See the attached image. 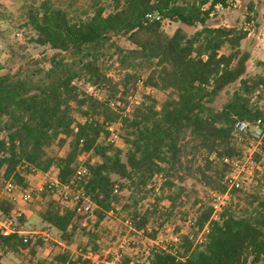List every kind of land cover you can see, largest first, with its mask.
<instances>
[{"label":"trees","instance_id":"16d2710c","mask_svg":"<svg viewBox=\"0 0 264 264\" xmlns=\"http://www.w3.org/2000/svg\"><path fill=\"white\" fill-rule=\"evenodd\" d=\"M101 1L92 0L85 18L73 19L51 0H33L27 20L35 32L33 41L55 51L48 60L49 68L40 70L41 79L11 70L2 73L6 66L0 61V172L5 180L13 179L28 189L27 176L57 168L60 187H74L80 193L77 206L65 208L55 198L58 189L47 187L42 192L46 206L41 218L67 243L88 215L80 208L82 202L88 200L94 206L92 213L99 222L120 203L117 192L127 183L130 204L123 208L137 231H146L150 213L138 212L136 196L159 175L167 178L159 201L170 203L172 209L165 212L169 219L181 195V188L171 178L185 179L181 175L182 157L189 136L208 149L209 162L210 154L228 145L238 120L264 117L261 110L248 106L243 93L264 85V78L251 80V84L244 79L251 59L250 52L242 50L247 32L208 26L216 7L227 6V0H110L109 7ZM164 21L202 28L191 36L182 28L167 35L162 29ZM119 36H125L135 48H119L114 42ZM108 44L118 51L122 66L136 69L146 64L149 72L144 88L166 93L163 103L148 95L129 112H118L80 91L76 81L82 79L94 87L116 89L99 67ZM236 83L240 88L233 101L216 110L213 104ZM118 122L126 150L107 142L108 124ZM54 144L60 148L68 144L66 155L49 154ZM261 150L264 154V146ZM83 154L98 161L89 159L80 164ZM225 154L235 157L231 151ZM256 160L260 162L262 156L256 154ZM81 166L88 173L78 177ZM202 176L213 190H227V184L221 183L222 175L218 178V174L206 176L202 172ZM255 180L264 187V171L256 172ZM236 192L240 193L238 202L233 196L220 221L211 220L210 206L200 205L192 230L200 233L209 224L203 243H195L197 235L192 231L194 239L184 236L179 244L153 248L150 264H264V194L240 190L233 194ZM31 243V238L18 231L0 232L4 256H23L22 250ZM35 254L31 248L30 255L35 258ZM28 264L46 263L31 259Z\"/></svg>","mask_w":264,"mask_h":264},{"label":"rangeland","instance_id":"374dc122","mask_svg":"<svg viewBox=\"0 0 264 264\" xmlns=\"http://www.w3.org/2000/svg\"><path fill=\"white\" fill-rule=\"evenodd\" d=\"M231 1L227 0V6L216 7L208 26L247 32V37L242 41V50L250 52L251 59L248 62L244 79L250 80L251 84V80L264 78V0H240L237 7H231L229 5ZM32 2L33 0H0V61L6 66L2 73L11 70L13 74L23 76L29 74L35 79H41L40 70L49 68L48 60L55 51L33 41L35 32L27 23L28 11ZM51 2L56 7L67 10L73 19H78L79 17L85 18L84 12L94 1L51 0ZM101 4L109 7L111 1L102 0ZM178 28H182L191 36L202 27H190L170 21L163 22L162 29L167 35H172ZM114 42L125 51L135 48V45L125 36L115 38ZM66 56L70 58L72 54ZM119 58L116 48L108 44L99 61L101 71L111 79V84L116 89L104 85L94 87L82 79L76 81L80 91L107 105L109 100L120 102L118 112H128V107L132 109L138 98L140 101L146 100L148 95L159 103L166 100V93L144 88L143 81L149 72L146 64L131 69L122 66ZM135 64L138 65L139 61H135ZM239 88L240 83L227 87L213 104L214 108L221 110L233 101L234 94ZM243 93L249 101V107L257 108L264 113V85L251 93L246 91ZM107 107L111 108L109 105ZM77 118L81 122L84 121L80 116ZM119 131L121 133L120 126ZM1 136L0 132V138ZM116 143L119 148L126 150L127 147L122 138ZM255 145H257L256 142L247 137L242 139L233 130L228 145L217 148L222 155H218V151L210 154L209 163L207 162L208 149L199 139L189 136L182 157L181 175L185 179L182 181L179 177L171 178L181 188V195L169 219L165 212L169 213L172 209L170 203L167 200L159 201L163 198L161 186L167 178L165 175H159L155 176L149 186L136 196L138 212L141 215L150 213L151 221L146 231H137L130 213L123 208L124 205L130 204V191L127 187L129 183H127L124 190L117 192L121 198L120 203L115 205L113 211L99 222L96 215L92 213L94 206L88 200L82 202L80 208L88 215H85L81 228L70 243L63 241L61 233L41 218V213L44 212L46 206L42 192L47 187L56 188L57 168L53 167L48 173L37 172L27 176L28 189L16 183L15 180L8 179L17 184V189L12 198L4 194L0 195V206H2L0 208L3 209V212H0V232L6 234L8 230L18 231L25 238H31L32 243L28 249L22 250L23 256L13 253L4 256L1 251L0 256L2 259L8 257V264H28L31 259L35 262L43 260L46 264H84L83 262L87 264H125L128 260L130 264H150V252L156 246L179 244L184 236L194 239V236L190 235L193 231L192 224L195 222L200 205L210 206L213 190L207 183L208 179L202 176V172L206 176L218 174V178L222 177L221 183L227 184L230 166L226 165L223 160L226 157H232L225 153L231 151L235 155L233 158H236L237 154L242 155L246 148ZM262 146H264V140L259 145V149ZM68 150V144L63 148L54 144L48 149V153L65 156ZM89 159L93 162L98 161L90 154H83L79 159L80 164H84ZM4 180L5 177L1 171L0 187H3ZM255 182L254 178V182L245 192L264 194V187L258 186ZM57 189L55 198L61 202L62 206L70 209L77 206L76 199L80 193L74 187ZM27 190L31 192L29 201L23 199V193ZM65 195L69 197L65 198ZM233 196H237L236 201L238 202L240 193L236 192ZM196 231L194 229L193 232L198 237L199 233ZM176 238H178L177 241ZM31 248L36 252L35 258L30 255ZM79 259L81 262L78 261Z\"/></svg>","mask_w":264,"mask_h":264},{"label":"built area","instance_id":"2783aa9c","mask_svg":"<svg viewBox=\"0 0 264 264\" xmlns=\"http://www.w3.org/2000/svg\"><path fill=\"white\" fill-rule=\"evenodd\" d=\"M240 3V0H232L230 2L231 7H237ZM219 7L221 5H218ZM150 18L152 16H149ZM154 18V16L152 17ZM159 19V17H157ZM139 98L136 100L135 105L139 104ZM108 105L113 110H118V106L120 102L116 100H109ZM130 107H128V112L130 111ZM127 113V112H126ZM120 123H113L108 124L107 131H108V141L114 144H117L119 140H121V135L119 131ZM234 131L237 133L242 139L243 138H250L252 141L256 142L257 145L248 147L244 150L242 157L236 158H224V163L230 166V173L227 177V190L225 192L220 191H211V202L210 207L212 208V221H220L221 215L225 209V207L230 203L231 199L233 198V191L240 190V191H248L249 186L254 182V178L256 172H263L264 171V154L262 150L259 149V145L264 140V117H260L253 121L250 120H238L235 123ZM256 154L262 156V160L257 162ZM88 170L81 166L77 170V176L83 177L87 175ZM56 188H61L58 181L55 184ZM17 189V185L12 182L11 180H4L3 187H0V195H6L8 197H13L15 191ZM65 198L67 196L65 195ZM23 199L25 201H29L31 199V192L25 191L23 193ZM193 223V222H192ZM194 223L192 224V226ZM13 231L8 230L6 233ZM209 231V224H207L204 229L199 233L196 243H203L206 239L205 235ZM178 238H176V241Z\"/></svg>","mask_w":264,"mask_h":264},{"label":"crops","instance_id":"0c3cea01","mask_svg":"<svg viewBox=\"0 0 264 264\" xmlns=\"http://www.w3.org/2000/svg\"><path fill=\"white\" fill-rule=\"evenodd\" d=\"M9 258L8 257H4L2 260H1V264H8V261Z\"/></svg>","mask_w":264,"mask_h":264}]
</instances>
